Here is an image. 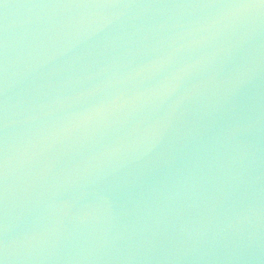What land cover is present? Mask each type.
Segmentation results:
<instances>
[{
    "label": "water",
    "instance_id": "95a60500",
    "mask_svg": "<svg viewBox=\"0 0 264 264\" xmlns=\"http://www.w3.org/2000/svg\"><path fill=\"white\" fill-rule=\"evenodd\" d=\"M3 264H264V0H0Z\"/></svg>",
    "mask_w": 264,
    "mask_h": 264
},
{
    "label": "snow or ice",
    "instance_id": "6c2138e0",
    "mask_svg": "<svg viewBox=\"0 0 264 264\" xmlns=\"http://www.w3.org/2000/svg\"><path fill=\"white\" fill-rule=\"evenodd\" d=\"M0 264H3V261H0Z\"/></svg>",
    "mask_w": 264,
    "mask_h": 264
}]
</instances>
